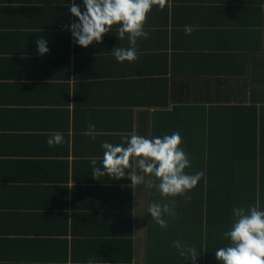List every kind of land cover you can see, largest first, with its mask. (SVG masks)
Wrapping results in <instances>:
<instances>
[{
	"label": "crops",
	"instance_id": "1",
	"mask_svg": "<svg viewBox=\"0 0 264 264\" xmlns=\"http://www.w3.org/2000/svg\"><path fill=\"white\" fill-rule=\"evenodd\" d=\"M72 2L0 0V264H149L150 251L160 264H183L172 246L183 244L181 225H157L150 236L157 187L93 177L90 158L102 167V144H121L133 131L149 139L190 134L203 102L219 112L217 132L258 135L263 153L264 125L248 108L262 116L264 0L153 6L138 58L122 63L111 54L129 47L117 26L99 44L75 43ZM75 3L83 13V0ZM89 124L95 138L84 135ZM55 132L63 143L49 147Z\"/></svg>",
	"mask_w": 264,
	"mask_h": 264
},
{
	"label": "clouds",
	"instance_id": "2",
	"mask_svg": "<svg viewBox=\"0 0 264 264\" xmlns=\"http://www.w3.org/2000/svg\"><path fill=\"white\" fill-rule=\"evenodd\" d=\"M166 3L167 0H83L85 11L82 13L80 5L73 0L67 7L78 22L70 25V31L79 47L88 48L93 42L101 43L102 37L117 26L119 39L124 40L127 34L129 47H116L111 54L118 62H132L138 58L137 39H147L149 36L144 30L148 13L153 6L163 9ZM194 30L191 25H186L184 29L187 35H191ZM36 44L39 55L48 53L45 39H38ZM94 129L95 125L89 124L84 135L95 138ZM63 139L61 132H55L49 135L47 144L49 147L59 145ZM181 143L178 132L149 139L134 131L124 136L121 144L104 142V153L100 159L102 167L96 166L97 158H90L93 177L108 175L118 181L127 176L131 188L146 185L148 189L157 187L165 197L186 196L205 173H185L190 161L180 147ZM127 169L130 171L126 172ZM153 177L159 181L158 184ZM136 209H133V216H136ZM147 211L161 228L167 227L163 218L165 215H175L168 204L150 203ZM233 212L232 228L224 234L231 243L216 250V260L220 264H264V211L256 206L250 207L247 213L243 208H235ZM172 246L181 257L196 264L199 254L195 247L185 246L179 240L174 241ZM88 264H95L94 259L90 258Z\"/></svg>",
	"mask_w": 264,
	"mask_h": 264
},
{
	"label": "trees",
	"instance_id": "3",
	"mask_svg": "<svg viewBox=\"0 0 264 264\" xmlns=\"http://www.w3.org/2000/svg\"><path fill=\"white\" fill-rule=\"evenodd\" d=\"M248 110L252 121L260 120L264 125V110L260 118L257 105ZM196 113V125L190 134L181 133L180 147L192 158L185 173L194 175L203 171L204 177L186 196H176L173 205L158 195L157 188L152 193L156 203L168 204L174 210L175 215H165L164 219L167 225H181L182 242L195 241L193 247L199 254L196 264H220L215 252L231 243L224 234L232 228L233 210L243 208L247 213L250 207L258 206L264 211V151L259 154L256 149L258 135L217 132L216 108L209 109L205 102L198 103ZM149 223L150 236H153L158 226L152 219ZM158 255L150 251L149 264H160Z\"/></svg>",
	"mask_w": 264,
	"mask_h": 264
},
{
	"label": "rangeland",
	"instance_id": "4",
	"mask_svg": "<svg viewBox=\"0 0 264 264\" xmlns=\"http://www.w3.org/2000/svg\"><path fill=\"white\" fill-rule=\"evenodd\" d=\"M169 201H170V203L172 204V203H175V197H172L171 199H168ZM190 240V243H187V242H183V245H185V246H191V247H193V244L195 243V241H193V240H191V239H189ZM183 262V261H182ZM184 264H191V262L189 261V260H186V261H184L183 262Z\"/></svg>",
	"mask_w": 264,
	"mask_h": 264
}]
</instances>
